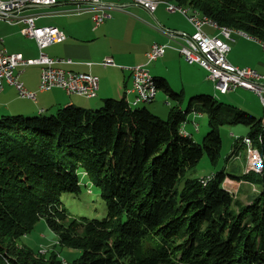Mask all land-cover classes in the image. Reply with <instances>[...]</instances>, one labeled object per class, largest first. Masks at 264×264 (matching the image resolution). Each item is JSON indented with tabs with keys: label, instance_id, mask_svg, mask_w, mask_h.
Instances as JSON below:
<instances>
[{
	"label": "trees",
	"instance_id": "16d2710c",
	"mask_svg": "<svg viewBox=\"0 0 264 264\" xmlns=\"http://www.w3.org/2000/svg\"><path fill=\"white\" fill-rule=\"evenodd\" d=\"M169 1L264 44V0ZM152 77L167 94L166 119L126 97L0 116V264H62L17 244L41 218L82 251L71 264H264V167L246 168L244 141L264 159L263 119L213 94L184 108L183 91ZM190 114L208 120L201 143L182 133ZM238 126L246 132L232 133L222 155L221 128ZM204 155L212 170L198 176ZM63 194L92 196L97 216L73 215Z\"/></svg>",
	"mask_w": 264,
	"mask_h": 264
},
{
	"label": "crops",
	"instance_id": "0c3cea01",
	"mask_svg": "<svg viewBox=\"0 0 264 264\" xmlns=\"http://www.w3.org/2000/svg\"><path fill=\"white\" fill-rule=\"evenodd\" d=\"M115 3L119 5L121 9L109 10V16L104 19L102 24L96 27H94L95 23L91 14H70L68 10L74 5L66 0H59L54 6L44 5L42 7L30 8L29 12H31V14L51 13L50 15H43L44 17L41 16L37 19V24L39 26L57 27L67 35L66 40L48 46L44 49V53L55 58H71L74 63L65 64L62 67L79 72H88L98 76L99 89L96 91V97L87 98L69 95L65 93L63 89L53 88L48 92L38 91L36 93V99L31 100L20 97L17 95L18 93L13 86L5 84L0 92V116L3 114H11L14 111L19 112V114L28 115L38 114L40 112L45 113L47 110L46 107L55 108L52 109L55 111L57 108L68 104L90 108L94 104H100L103 102V99L107 97H126L129 102H133L134 93L129 91L132 87V74L128 68L147 63L146 52L153 43H161L162 45L166 44L169 46L167 49L170 51L165 49V54L156 61L148 63V66L153 76L167 79L170 89L172 88L170 80L164 75L170 70L169 64L176 60L181 66L187 67V65H189L187 69L192 72L189 73L188 70V79H192L195 83L198 82L197 84L203 82L205 78L208 81L210 80L208 78V72L206 74L202 72L204 69L203 67L195 63L191 64L189 62V64H186V62H183L180 58L183 56L176 50L178 43L171 41L161 30V28H164L175 32L192 34L194 29L192 25L188 23L189 21H187L184 15L175 11H167L164 3H160L153 13L130 0H119ZM17 24L19 25L22 23ZM203 30L207 35L219 36L218 30L209 25H204ZM5 37L6 44L8 38L7 36ZM28 38L30 42L20 44L15 48V52L5 47L4 40L0 39V49L4 47L10 52L20 53L25 59H32L30 55L38 54L39 49L37 42H35L36 40L30 37ZM231 38L232 39L228 41L230 50L227 55V61L234 66L251 67L256 70V72L264 75V59L255 62L251 60L253 57V48L256 47L260 49V45L264 46V44L238 30L231 33ZM262 53L264 54V52ZM108 56L113 59L115 63L114 66L101 65V61ZM160 59L162 61L160 65H158L157 63ZM151 63L156 64L154 69L151 68ZM31 67H38L40 69L39 73H37V71L35 72V70H27V68ZM201 68L202 70H198ZM23 69V72L20 74L21 82L24 83L27 89L34 90V92L37 91L41 72L40 66L28 65L23 67ZM195 88L197 91L194 93L192 92L191 96L201 89L200 85H197ZM238 89L239 88L233 92H237ZM181 91L186 94L184 89ZM244 91L250 90L244 89ZM242 92L238 94L239 96L237 99L241 102H245V100L241 99L244 95ZM228 93L232 92L230 91ZM22 100L30 101L32 106L23 103ZM92 100L95 101L91 102ZM166 100L165 104L170 106ZM153 108L155 112L163 114V111L161 112L158 110L159 105H155ZM202 117L204 116L200 114H190L188 116V121H184V129L192 135V129L189 126L198 128V119ZM261 118L264 121V117Z\"/></svg>",
	"mask_w": 264,
	"mask_h": 264
},
{
	"label": "built area",
	"instance_id": "2783aa9c",
	"mask_svg": "<svg viewBox=\"0 0 264 264\" xmlns=\"http://www.w3.org/2000/svg\"><path fill=\"white\" fill-rule=\"evenodd\" d=\"M59 0H0V21L9 24L22 23L21 32L35 39L39 49V56L34 59H25L20 53L8 51L6 48L0 49V92L5 84L13 86L17 95L22 98L35 100L37 92L60 88L69 95L94 98L99 89L98 76L88 72H79L62 67L65 64H73L71 58L50 57L44 53L48 46L66 40L67 35L57 27L39 26L37 19L41 16L51 13H32L30 8L42 6H54ZM74 6L68 12L75 14L89 13L92 15L95 26L102 24L105 18L109 16L108 11L121 9L115 2L119 0H66ZM135 4L141 5L149 12L153 13L160 3L166 5L169 12H179L184 15L194 29L192 34L185 32H175L169 29L161 28L163 33L171 41L178 43L176 50L185 58L186 62L195 63L203 67L208 73V78L214 83V86L220 93L234 91L237 88H245L256 93L264 105V81L256 70L251 67L234 66L227 61V55L230 50L228 41L231 40V33L235 29L228 26H220L213 22L209 17L190 12L188 8L180 6L169 0H130ZM43 16V17H44ZM204 25H209L219 32V36L207 35L203 30ZM169 47L166 44L153 43L146 52L147 63L128 68L132 76V87L129 91L134 93L132 103L152 102L158 90L154 77L148 66V63L156 61L165 54V49ZM113 59L108 56L101 61L102 66H114ZM28 65H39L41 68L38 90H29L20 80V74L23 67ZM182 124V133L191 138V133L184 129ZM247 145L248 170L260 171L264 167V159L253 146L249 138L244 139Z\"/></svg>",
	"mask_w": 264,
	"mask_h": 264
},
{
	"label": "rangeland",
	"instance_id": "374dc122",
	"mask_svg": "<svg viewBox=\"0 0 264 264\" xmlns=\"http://www.w3.org/2000/svg\"><path fill=\"white\" fill-rule=\"evenodd\" d=\"M22 27H23V24L13 25V24L5 23L4 21H2V22L0 21V39H3L4 44H5V42H6L5 36H7L8 39H7V43L5 44V47L10 49L11 51L15 52L16 51L15 48L17 46H19L20 44L30 42L29 38L26 37V35H24L21 32L20 29ZM260 46H261L260 49L255 47L252 50L253 57L251 58V60L254 62L264 59V54L262 53V52H264V46H262V45H260ZM167 50H169V49H167ZM38 54L30 55V57L32 59L37 58L39 56ZM180 58L183 60V62H186L184 57H180ZM161 61L162 60L160 59V61L157 64L160 65ZM176 61L171 62L169 64L170 70H169V72H166L164 76L170 80V83L172 86V88H171L172 91H174V92L178 91L179 92L182 89H184L186 91V94H184V99H185L184 103H183L184 108L188 105L189 100H191V93L192 92L194 93L197 91V89L195 87H197V85H200L201 89L198 90V92L195 93V95L213 94L216 97L218 96L219 97L218 99L222 100L226 104H234L236 106H239L244 111L249 112L250 114H253L257 118L264 117V105L262 104L260 98H258L259 96L256 93H254L253 91H251V90L250 91H244L245 88L244 89L239 88L237 90V92L231 91L232 93L227 92L228 94H226V93L222 94L215 87H213L214 86L213 82L210 80L208 81L206 78L204 79L203 82H200V84H197L198 82L195 83L192 79H188L187 74H188L189 69H187V68L189 65H187V67H185L183 65L181 66ZM186 64H189V63L186 62ZM155 65H156L155 63H151V68L154 69ZM27 70H29V71L35 70V72L37 71V73H39L40 69L38 67H34V68L31 67V68H27ZM198 70H202V68L198 69ZM190 72H192V71L189 70V73ZM202 72H204L205 74L207 73V71L205 69H203ZM241 92L244 94L243 98H241V99L245 100V102H241L239 99H237L239 96L238 94ZM49 93H51V92H49ZM132 97H133V95H132ZM166 98H167V94L164 91H159L155 101H153L152 103L151 102L150 103H140L139 107H146L149 110H151L152 112H154L156 115H159L163 119H166V117H167L166 114L169 112V109H170V106H167L165 104ZM93 101H95V100H92L91 102H93ZM22 102L25 104H30V101L22 100ZM102 103L103 102H101L100 104H96V105L94 104L90 108H98V107H100V105ZM155 105H159L158 110L161 112L163 111L162 112L163 114H160L159 112H155V109L153 108V106H155ZM46 108H47V110L45 112L46 114L51 113V111H54L52 109H55L52 107H46ZM160 109H163V110H160ZM11 114L15 115V114H19V112L14 111ZM24 115L28 116V114H24ZM208 125H209L208 120L206 119V117L204 115V117H202L201 119H198V125H197L198 128H196L194 126H192V127L189 126L192 129V135H193L192 139L201 143L203 141L204 136L210 131V126H208ZM245 132L246 131H245V128L243 126L222 127L221 128L222 150H220V152H222V155H226L229 152V150L231 149V145H232L233 140H234L232 133L240 135V134H244ZM208 164H209L208 163V157L206 155H204L202 160L200 161V163L197 164V172L196 173L198 176H204V175L207 176V174H209L211 172L212 168ZM240 174H241V171L236 169L234 175L238 176ZM240 184L241 183L238 180H231L229 178H227L225 181V186L230 188V190L238 189ZM61 197H62V200L64 201V203L66 204V206L68 207V209L71 210L73 215H75V214L86 215V216H90L91 218L93 216H97V213H95V211L92 209L94 203L89 202V200H91L93 198L92 196L87 194V195H82V198H75V197H72L70 194H65V195L63 194ZM242 198L244 200H247V195H245L243 193ZM17 244L19 246H22V247L25 246L26 248L31 250L33 252V254L36 256H39V255L49 256L53 252L57 257V261L62 262V264H71V262H72L71 260L78 257L82 252L80 249L71 248L67 245L60 244L58 242V237L48 227V224H46V220L44 218H41L36 223V226L34 227V229L30 233H28V235L26 234L24 236H21L18 239Z\"/></svg>",
	"mask_w": 264,
	"mask_h": 264
},
{
	"label": "bare ground",
	"instance_id": "6f19581e",
	"mask_svg": "<svg viewBox=\"0 0 264 264\" xmlns=\"http://www.w3.org/2000/svg\"><path fill=\"white\" fill-rule=\"evenodd\" d=\"M258 73H259V72H258ZM259 74H260V73H259ZM261 75H262V74H260V76H261ZM262 76H264V75H262ZM262 76H261V77H262ZM261 80L264 81V77H262ZM240 88H241V87H240ZM227 92H229V91H227ZM227 92H225V93H227Z\"/></svg>",
	"mask_w": 264,
	"mask_h": 264
}]
</instances>
